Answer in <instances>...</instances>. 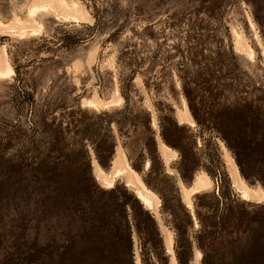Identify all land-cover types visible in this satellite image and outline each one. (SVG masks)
Returning <instances> with one entry per match:
<instances>
[{
    "label": "rangeland",
    "instance_id": "rangeland-1",
    "mask_svg": "<svg viewBox=\"0 0 264 264\" xmlns=\"http://www.w3.org/2000/svg\"><path fill=\"white\" fill-rule=\"evenodd\" d=\"M39 6L46 10L32 13ZM7 67L14 73L0 76L6 159L85 169L76 142L49 140L65 110L107 113L116 139L106 167L87 145L102 201L116 189L96 213L108 210V225L84 232L61 226L66 213L47 219L30 231L39 264H142L141 253L152 264H179L174 224L191 244L192 253L189 245L180 251L191 254L189 264H264V198L243 199L233 184L240 178L264 190V0H0V70ZM218 118L231 123L221 133L211 129ZM108 119H96L103 132ZM125 164L153 208L136 198L125 173L112 185L97 179ZM198 179L210 188L186 197ZM17 261L10 236L0 239V264Z\"/></svg>",
    "mask_w": 264,
    "mask_h": 264
},
{
    "label": "trees",
    "instance_id": "trees-1",
    "mask_svg": "<svg viewBox=\"0 0 264 264\" xmlns=\"http://www.w3.org/2000/svg\"><path fill=\"white\" fill-rule=\"evenodd\" d=\"M183 87L192 110L190 91L185 87V84ZM81 112L83 111L79 108L65 110L61 114L57 130H54V134L51 133L48 137L56 144L59 141L66 144L76 142L80 147L78 159L84 162L85 169L77 167L78 165L75 163H68L66 160L61 162L60 166L48 161L29 162L25 155L19 156V159L14 161L5 158L4 150L0 152V239L6 243L10 236L12 245H15V255L18 260L14 264H39L41 262L40 259H37L38 257L35 258V253L39 250L36 251L29 245L30 231L40 228V226L45 228L41 224L49 218L61 214V219H63L62 216L66 213L68 220H64L61 226L63 224L67 228H76L77 231L81 229L84 232L95 228L102 230L108 225L106 223L108 210L102 211V217L96 216V213L101 209L100 206L105 208V201L111 199V195L115 193L116 189L105 193L107 198L102 201L103 191L98 188L91 175L87 145H91L101 166L106 167L111 163L116 143L115 136L110 129L112 119L107 113L100 114L109 118L106 121L107 130L103 132L101 125L96 122L100 115L93 117ZM228 119H222L223 121L219 118L214 119L211 129L220 130L221 133L225 127L228 128L231 124ZM117 125L119 133L122 134L121 125L118 122ZM104 137L109 138L105 146L100 144L104 143L102 140ZM56 171L61 173L56 177L57 179L61 177V187L55 186L56 182L53 180ZM112 197L115 198V196ZM136 198L130 195V201L133 203L138 202ZM147 215L148 219L153 222L149 213ZM174 227L178 238L177 242L182 241L176 245L175 249L177 262L189 264L191 254L190 257L186 256L183 259L180 251L187 249L186 245H189L190 253H192L191 244L189 241L184 243L180 237L182 233H180L179 226L174 224ZM140 230L138 227V233L144 241L143 246L147 245L146 235L143 236ZM156 235L162 245L163 241L159 237V233L156 232ZM155 254L157 256L156 251ZM146 255L147 259L141 253L142 264H152L153 257L148 253ZM73 264H82V260L77 259Z\"/></svg>",
    "mask_w": 264,
    "mask_h": 264
},
{
    "label": "bare ground",
    "instance_id": "bare-ground-1",
    "mask_svg": "<svg viewBox=\"0 0 264 264\" xmlns=\"http://www.w3.org/2000/svg\"><path fill=\"white\" fill-rule=\"evenodd\" d=\"M66 2V1H65ZM70 2V1H69ZM46 8L44 6H39V7H34L32 9V13L37 12V11H45ZM250 48V47H249ZM252 53V52H251ZM251 55V54H249ZM14 71L13 68L7 67L4 70H0V76L6 75V76H11L13 75ZM147 164V163H146ZM127 175V180H126V185H132L134 186L135 194L136 197L142 202V204L146 208H153V198L148 192V190L144 187L143 182L140 180L139 175H137L130 167L128 164H125V167L123 168H117L114 170L112 177L107 178L105 174L100 170L97 172V179L102 181L103 183H108L109 185L113 184L114 178L122 175V174ZM234 185L237 186V189L239 191L240 196L243 199H262L264 198V190L261 188H251L250 186L246 185L240 178L239 181L235 180ZM205 188H210L208 180L204 179H198L196 182V185L190 186L189 190H186L184 188V191L186 194V197L189 195H192L193 193H196L200 191L201 189ZM188 205H190V202H187ZM197 256H200V253L197 252Z\"/></svg>",
    "mask_w": 264,
    "mask_h": 264
}]
</instances>
